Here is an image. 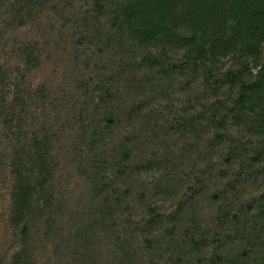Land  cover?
Listing matches in <instances>:
<instances>
[{
	"label": "trees",
	"instance_id": "1",
	"mask_svg": "<svg viewBox=\"0 0 264 264\" xmlns=\"http://www.w3.org/2000/svg\"><path fill=\"white\" fill-rule=\"evenodd\" d=\"M263 47L264 0H0L8 264H264Z\"/></svg>",
	"mask_w": 264,
	"mask_h": 264
},
{
	"label": "rangeland",
	"instance_id": "2",
	"mask_svg": "<svg viewBox=\"0 0 264 264\" xmlns=\"http://www.w3.org/2000/svg\"><path fill=\"white\" fill-rule=\"evenodd\" d=\"M20 34L21 35L26 34L27 36L31 35V33H29V30H25V29L22 30ZM263 54H264V47H263ZM1 55H3V53H1ZM58 55L60 56L57 57ZM58 55L54 56L53 60L46 61L42 65L41 69L36 70L35 72L31 73V80L34 83V85L38 83L42 78L48 77L51 75H53L52 78L54 79L55 82H59L58 74H60L61 72H56L55 74H53V66L55 65L54 62L56 63V59H58V61H63V65L59 66L58 71L62 69L63 67L71 68V65L68 63L69 59H67L66 56L63 57L60 53ZM175 105L177 107H181L180 106L181 103H178V101L175 102ZM74 180L77 182L78 181L81 182V179H77L75 177H74ZM5 181H6V178H5ZM139 183H140V180L137 181L135 185H139ZM81 185H84V184L81 183L78 189L81 187L80 190H84V191L87 190V188ZM7 187L8 186L6 182L4 181L3 183L0 184V264H8L9 256L13 251V248H10V247L14 243V242L12 243L10 228L8 227L7 221H6L7 212H8V204H9ZM78 189H77V193H79ZM137 189L138 188H136V190ZM134 198L136 197L130 198L129 203H132ZM138 217L139 216L136 215L135 219H137ZM113 239L114 237H112L111 235H105L103 233H99L95 245L92 246V253L98 264H119V253L113 245V242H112ZM48 246L52 247V243H49ZM46 256L49 257L50 259H53L51 258L50 250H47Z\"/></svg>",
	"mask_w": 264,
	"mask_h": 264
}]
</instances>
